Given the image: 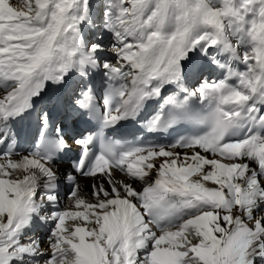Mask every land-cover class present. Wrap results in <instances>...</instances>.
I'll return each mask as SVG.
<instances>
[{
  "label": "snow or ice",
  "instance_id": "obj_1",
  "mask_svg": "<svg viewBox=\"0 0 264 264\" xmlns=\"http://www.w3.org/2000/svg\"><path fill=\"white\" fill-rule=\"evenodd\" d=\"M0 264H264V0H0Z\"/></svg>",
  "mask_w": 264,
  "mask_h": 264
},
{
  "label": "bare ground",
  "instance_id": "obj_2",
  "mask_svg": "<svg viewBox=\"0 0 264 264\" xmlns=\"http://www.w3.org/2000/svg\"><path fill=\"white\" fill-rule=\"evenodd\" d=\"M68 162H66L64 159L59 161L58 167L60 169V172H64L65 169H67L68 167ZM61 179L63 180V177H61ZM117 179H125V177L123 176V174L117 173ZM78 183L80 184L81 188L84 189L85 191L89 190V186L91 184V180L89 178H82V177H78L77 178ZM67 191V186L66 185H62L61 186V192H66ZM61 203H66L63 194L61 196Z\"/></svg>",
  "mask_w": 264,
  "mask_h": 264
}]
</instances>
